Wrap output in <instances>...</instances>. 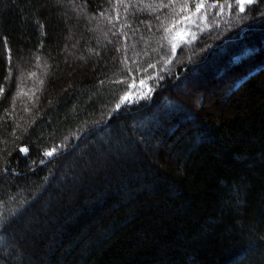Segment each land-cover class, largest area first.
Here are the masks:
<instances>
[{"label": "trees", "instance_id": "1", "mask_svg": "<svg viewBox=\"0 0 264 264\" xmlns=\"http://www.w3.org/2000/svg\"><path fill=\"white\" fill-rule=\"evenodd\" d=\"M183 2L0 0V264H264V0Z\"/></svg>", "mask_w": 264, "mask_h": 264}, {"label": "snow or ice", "instance_id": "2", "mask_svg": "<svg viewBox=\"0 0 264 264\" xmlns=\"http://www.w3.org/2000/svg\"><path fill=\"white\" fill-rule=\"evenodd\" d=\"M177 2H178V0H169V4L168 5H164V6H172L175 3H177ZM190 2H192V0H184V2L180 6V11L181 12H191L193 9H191L189 7V3ZM234 3L239 8V11L241 13H243V12L246 11V7L247 6H251L254 3H256V0H234ZM208 6L209 7H216V3L214 2V3H212V4L208 5ZM226 6L228 8H231L232 4L228 3V0H226ZM221 7L223 8L224 5H221ZM204 10H205V0H194V11H195V13L196 14H201ZM173 16L176 17L177 13L174 12ZM190 18L191 17L188 16V15H185L183 17L184 20H188ZM172 27L173 28L175 27V23L174 22H173ZM165 30L171 32L172 29L166 28ZM182 35H183V33H178L177 34L178 37H180ZM173 47H175V45H173ZM9 52H10V50H9ZM8 60H9V62L11 61V55L8 56ZM32 75H35V73H32ZM6 79H7V77H6ZM141 83H143V81H141ZM2 93H3V87L0 86V95H2ZM124 99H128V97L125 96ZM117 108H119V104L117 105ZM19 151L21 153L27 154L29 149L27 147H25V146H21L19 148ZM45 155L46 156H52L53 155V151H47V152H45ZM5 227H7V224L4 223V222H0V228H5Z\"/></svg>", "mask_w": 264, "mask_h": 264}, {"label": "rangeland", "instance_id": "3", "mask_svg": "<svg viewBox=\"0 0 264 264\" xmlns=\"http://www.w3.org/2000/svg\"><path fill=\"white\" fill-rule=\"evenodd\" d=\"M128 97V96H127Z\"/></svg>", "mask_w": 264, "mask_h": 264}]
</instances>
